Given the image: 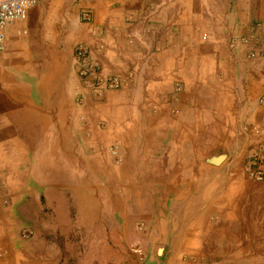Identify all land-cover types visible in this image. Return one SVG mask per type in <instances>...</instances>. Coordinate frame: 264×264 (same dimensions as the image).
I'll use <instances>...</instances> for the list:
<instances>
[{"label":"crops","instance_id":"crops-1","mask_svg":"<svg viewBox=\"0 0 264 264\" xmlns=\"http://www.w3.org/2000/svg\"><path fill=\"white\" fill-rule=\"evenodd\" d=\"M260 49L264 0H39L0 48V264H264Z\"/></svg>","mask_w":264,"mask_h":264},{"label":"built area","instance_id":"built-area-1","mask_svg":"<svg viewBox=\"0 0 264 264\" xmlns=\"http://www.w3.org/2000/svg\"><path fill=\"white\" fill-rule=\"evenodd\" d=\"M38 3L39 0H0V48H3L6 40L7 28L16 22L26 21L30 10ZM82 17L88 22L92 20L89 12H84ZM250 57L263 58L264 50L253 51ZM75 65L78 67V78L85 87V93L90 96L102 97L108 91L119 90L122 85L116 74L103 73L101 66L90 57V52L84 44H78L75 48ZM260 102L264 105V96ZM244 171L250 180L264 182V143L249 149ZM33 234L29 229L21 232L25 239L31 238ZM137 253L141 254L142 251L139 249Z\"/></svg>","mask_w":264,"mask_h":264},{"label":"bare ground","instance_id":"bare-ground-1","mask_svg":"<svg viewBox=\"0 0 264 264\" xmlns=\"http://www.w3.org/2000/svg\"><path fill=\"white\" fill-rule=\"evenodd\" d=\"M218 161V160H217ZM220 162V161H219Z\"/></svg>","mask_w":264,"mask_h":264}]
</instances>
